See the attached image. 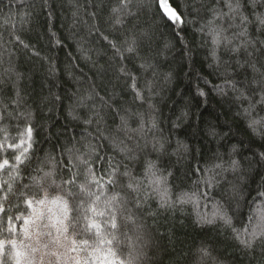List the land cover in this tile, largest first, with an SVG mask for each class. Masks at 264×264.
Instances as JSON below:
<instances>
[{
    "label": "snow or ice",
    "instance_id": "obj_1",
    "mask_svg": "<svg viewBox=\"0 0 264 264\" xmlns=\"http://www.w3.org/2000/svg\"><path fill=\"white\" fill-rule=\"evenodd\" d=\"M6 7L0 264H264V0ZM58 7L59 31L48 23ZM69 45L75 55H51ZM22 54L40 62L39 79ZM210 96L232 115L226 129L203 119ZM178 213L216 238L177 247Z\"/></svg>",
    "mask_w": 264,
    "mask_h": 264
},
{
    "label": "trees",
    "instance_id": "obj_2",
    "mask_svg": "<svg viewBox=\"0 0 264 264\" xmlns=\"http://www.w3.org/2000/svg\"><path fill=\"white\" fill-rule=\"evenodd\" d=\"M8 2L9 0H0V12L7 11L6 5L8 4ZM13 6L15 7V4H13ZM65 16H68V13L62 8L58 7L55 12V19L48 23L54 28V30H58V31L62 30L66 24ZM36 24H37L38 29L42 31L43 27L46 24L45 17L41 15L37 19ZM161 32H165V34H167L166 30L163 28H161ZM34 38H35V34H33V39ZM187 39L189 41H195L196 38L194 37L193 34L189 33L187 36ZM40 47H41L42 52H45V53L48 52V48L45 45H43L42 42H40ZM193 50L194 52L197 53V59H200L202 56V53L200 52L199 49L196 48L195 43H193ZM70 51H72L73 55H75L70 45L64 49H59V50H56L55 52H52L51 55L58 56V58L61 61H63L66 58V54ZM100 63L104 64V67H107L103 59L100 60ZM172 63L174 66L177 65L176 61H173ZM21 66L25 71L31 70L37 73V79H39V72L42 71V69L40 68V62L36 61L35 59L29 60L26 57V55L22 54L21 55ZM81 66L84 67V65H81ZM84 71L89 73V75H92L88 67H84ZM184 71H187V69H185ZM177 72H178V78H177V83L175 85V88H176V93H181L187 90L188 81L185 78L183 72L179 71L178 68H177ZM172 99L175 101H179L180 97L179 95H173ZM172 107L173 105H172V102L170 101L167 107H165L164 109V119H165L166 128L168 127L167 118L171 114L169 110ZM201 111L203 112V119L205 120H208V119L215 120L216 116L218 115L219 116L218 122L221 125H223L225 129L227 128V125H224L225 120L229 122H233L232 115L231 113L228 112L227 106L224 105L215 96L209 97L207 104L201 108ZM230 142L231 140L226 138L225 143H230ZM202 146L204 147L205 152H207L209 149H215L216 147L214 144H209L207 146L202 145ZM172 223L175 225V227L173 228L175 244L177 247L183 246L185 250H187V247L191 246L193 243L198 242L200 240H210V239L216 238V233L214 231H211L208 229L201 231L199 228L195 227L191 223L190 219H187L181 216L179 213L177 214L175 220L172 221ZM161 231H164V229L162 228ZM164 243H167V241L165 240ZM228 251L232 252L233 257H235L236 253L232 249H228ZM165 264H167L166 259H165ZM231 264H240V261L233 259Z\"/></svg>",
    "mask_w": 264,
    "mask_h": 264
}]
</instances>
